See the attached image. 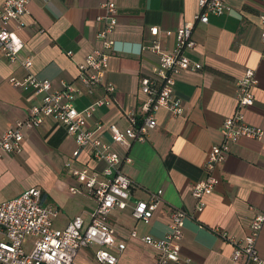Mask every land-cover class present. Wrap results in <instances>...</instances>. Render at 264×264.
Returning <instances> with one entry per match:
<instances>
[{
	"label": "crops",
	"instance_id": "crops-1",
	"mask_svg": "<svg viewBox=\"0 0 264 264\" xmlns=\"http://www.w3.org/2000/svg\"><path fill=\"white\" fill-rule=\"evenodd\" d=\"M102 2L31 0L29 12L23 16L24 25L18 29L24 43L18 56L32 55V72L51 79L53 88L59 86L60 80L79 88L82 94L74 100L78 108L96 97L109 95L112 103L98 107L89 120L90 125L96 119L102 122L101 137L109 141V124L124 128L129 124L125 111L141 113L145 95L140 91L139 78L151 74L158 59V54L146 46L157 39L163 48H171L174 36L164 31L192 19L198 7L197 0H117L118 22L109 37L119 50L110 55L104 79L113 90L107 93L100 85L88 94L77 76V63L100 45L95 33L100 26L96 17L104 12ZM226 2L230 10L222 15L210 14L207 22L193 25L195 45L186 53L201 66L176 76L174 93L181 99L183 112L173 115L160 107L155 111L156 125L144 141H132L129 146L111 145L121 158L120 169L132 180V200L147 198L150 190H163V199L148 222L132 216L131 201L123 209H111L108 222L116 241L125 244L121 252L112 249L117 255L116 263L121 254H128L136 264H156L154 249L132 237L131 232L163 236L169 231L170 212L183 208L188 216L179 239L180 256L189 258V264H231L233 243L215 228L242 238L252 216L264 212V137L241 138L229 144L225 158L213 170L218 181L202 198L201 209L196 208L198 201L190 192L193 183L206 173L204 162L211 145L222 141L220 126L236 109L237 80L246 69L256 72L258 84L253 104L244 109L245 118L264 128V53L260 38L264 0ZM14 26L13 21L8 23V27ZM152 26L158 27L156 35L150 33ZM68 50L72 51L70 55ZM25 72L17 61L10 62L0 54V132L15 119L26 117L30 105L40 99L39 94L10 82V76L22 78ZM76 147L74 138L52 116L25 130L22 150L0 158V201L34 185L41 188L42 202L58 209L55 226L64 227L76 215L89 220L95 201L73 176L72 168L101 170L103 163L94 161L86 146L74 157ZM35 173L44 176V185L27 184V178ZM70 186L78 187V191H70ZM257 245L264 253V224ZM93 254V247L80 248L75 263L86 259L104 264L96 261ZM245 264L254 263L249 260Z\"/></svg>",
	"mask_w": 264,
	"mask_h": 264
},
{
	"label": "built area",
	"instance_id": "built-area-1",
	"mask_svg": "<svg viewBox=\"0 0 264 264\" xmlns=\"http://www.w3.org/2000/svg\"><path fill=\"white\" fill-rule=\"evenodd\" d=\"M30 1H0V54L10 62L17 61L26 71L22 78L10 76L9 80L16 87L40 95L39 101L30 105L26 117L15 119L11 126L0 132V158L4 154L20 152L25 130L39 126L44 118L52 116L74 138L77 145L72 153L74 157L86 146L90 149V157L96 162H102L103 166L101 170L87 166L72 168L73 176L95 201L87 221L82 215H76L64 227L55 226L58 209L44 204L41 188L34 185L0 201V264H76V255L83 247L94 248L96 261L115 264L117 255L112 249L121 252L125 244L116 241L115 231L108 222L111 209H123L132 202V216L148 222L163 199V190H150L147 198L132 200V180L120 169L121 158L111 145L129 146L132 141H144L156 125L155 111L160 107L168 109L173 115L183 112L181 99L174 93L176 76L182 71H194L201 66L199 61L191 59L186 53L195 45L193 25L195 22H207L210 14L222 15L230 7L226 0H197L198 8L192 19L176 29L164 31L174 36L171 48H163L157 39L146 46L158 54V59L151 69L152 73L143 74L139 78L140 91L145 95L141 113L137 115L134 110L125 111L129 124L124 128L109 124L106 127L109 141H104L100 133L102 122L96 119L90 125L89 120L98 107L112 103L109 95L96 97L84 107L78 108L74 100L82 94L79 88L65 80H60L59 86L53 88L51 79L32 72V55L19 58L18 52L24 43L18 29L24 25L23 16L29 12ZM101 5L104 12L96 17L100 26L95 33L100 45L77 63V76L84 86V92L88 94H93L100 85L104 86L107 93H111L113 86L104 82V79L110 55L119 50L116 41L109 37L118 22L117 0H103ZM260 18V38L264 53V12ZM12 21L15 26L8 27ZM149 30L152 35L158 33L157 26ZM66 53L70 55L72 51ZM257 84L258 78L253 69H246L237 80L236 109L232 115L223 119L220 126L222 141L211 145L204 162L206 173L190 189L191 195L198 201L197 209L202 208V198L213 190L218 181L213 170L225 158L229 144L241 138L264 137V128L249 123L244 114V109L252 105L256 98L254 87ZM69 189L72 192L78 191L76 186H70ZM187 216V210L174 208L170 212L169 231L163 236L138 235L135 230L131 236L138 237L154 249L156 264H189L190 259L182 258L179 254V239ZM263 224L264 212L259 211L252 216L248 231L242 238L236 239L226 230L215 228L221 237L233 243L231 264H245L249 260L254 264H264V253L257 245Z\"/></svg>",
	"mask_w": 264,
	"mask_h": 264
},
{
	"label": "rangeland",
	"instance_id": "rangeland-1",
	"mask_svg": "<svg viewBox=\"0 0 264 264\" xmlns=\"http://www.w3.org/2000/svg\"><path fill=\"white\" fill-rule=\"evenodd\" d=\"M59 176L63 178L64 174L61 173ZM43 177L44 176L37 175L35 173V174H33L32 177L27 178V184L34 183V184H38L39 185L41 182H43V185H44V182H46V181H43L44 180ZM46 180H48V179H46ZM48 181H50L51 185L54 183V180H48ZM79 263L80 264H97V263H94L92 261H88L86 259H81L79 261ZM116 264H136V262H135V260H134V258L132 256H128V254H125V255L121 254L120 257H119V261Z\"/></svg>",
	"mask_w": 264,
	"mask_h": 264
}]
</instances>
